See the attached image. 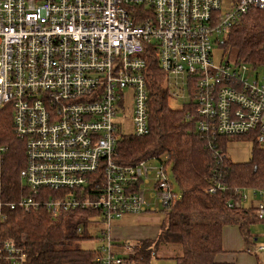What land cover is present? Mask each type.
Masks as SVG:
<instances>
[{"label": "built area", "instance_id": "obj_1", "mask_svg": "<svg viewBox=\"0 0 264 264\" xmlns=\"http://www.w3.org/2000/svg\"><path fill=\"white\" fill-rule=\"evenodd\" d=\"M263 8L264 0H0V107L11 106L27 157L20 174L27 194L0 200V220L18 208L45 206L54 215L95 208L100 264H124L133 246L114 243L113 222L166 214L181 196L164 159L117 161L120 138L150 131L147 52L155 49L169 82L187 80L203 132L255 136L264 148V78L247 76L257 67L244 62L217 63L213 53L238 19ZM248 189L224 180L210 191L228 193L230 207L252 193L264 220V187ZM248 250L264 254V243ZM27 258L13 240L0 239V264Z\"/></svg>", "mask_w": 264, "mask_h": 264}, {"label": "trees", "instance_id": "obj_2", "mask_svg": "<svg viewBox=\"0 0 264 264\" xmlns=\"http://www.w3.org/2000/svg\"><path fill=\"white\" fill-rule=\"evenodd\" d=\"M217 44L224 54L235 53L236 61L264 68V8L251 9L243 15ZM147 57L150 131L143 136L129 134L120 138L117 161L130 165L155 157L164 159L170 165L181 196L166 212L158 237L132 242L113 236V241L117 245L133 246L122 256L124 264H150L159 256L162 239L179 244L180 252L171 256L177 264H229L217 260L223 250V227L238 225L246 239L252 225L264 220L258 218L253 202L246 205L243 201L238 207H230L228 193L211 192L210 188L224 180L240 189L263 188L264 148L257 139L249 161H232L227 153V142L232 135L214 137L203 132L193 100L172 107L155 49H149ZM220 149L228 157H220ZM26 161V142L15 132L11 106H1V201H17L27 194L20 175ZM97 215L99 211L92 207L61 210L57 215L45 206L31 211L9 210L6 219L0 220V239L13 240L26 251L28 258L24 264H100V247L80 245L83 240L101 237L89 230ZM253 255L258 264H263L256 252Z\"/></svg>", "mask_w": 264, "mask_h": 264}, {"label": "rangeland", "instance_id": "obj_3", "mask_svg": "<svg viewBox=\"0 0 264 264\" xmlns=\"http://www.w3.org/2000/svg\"><path fill=\"white\" fill-rule=\"evenodd\" d=\"M224 37L223 35L220 36ZM214 60L215 62L227 61L231 64L236 62L235 53H231L230 55L224 54V49L221 48L218 44L214 46ZM252 66V65H251ZM257 73L260 74V78H264V68L263 66H258L257 69L254 70V75L251 76V72H247V76L256 77ZM163 86L167 88L169 98H170V105L172 107L181 106L183 102L190 101V91L188 89L187 80L179 75L178 79L175 77L170 78V82L168 81L167 77L164 78ZM184 87V90L183 88ZM180 88V89H179ZM179 91L178 96H173V92ZM131 99V98H129ZM131 105V102L128 103ZM124 115V113H120L119 115ZM126 131H132V125L128 121H126V126L124 128ZM256 137L255 136H248V135H240V136H231L227 142V153L230 159L234 162H245L249 161L253 157V152L256 148ZM261 146V144H260ZM153 165H159L160 162L158 159H152ZM151 182H154V175H150ZM152 185V184H151ZM148 185V189H152V186ZM257 198L254 197L252 193H248V199L245 202L246 205H251V202L255 204ZM98 227V229H97ZM103 227V223H93L90 227V232L95 235V233L101 234L100 228ZM258 231L259 233H263L261 226L255 227L254 232ZM260 233V234H261ZM158 237V235L156 236ZM155 237V238H156ZM159 240V239H158ZM258 243H264V235H261ZM103 242L98 238H92L88 240H83L80 242V245L83 248H97L98 246L102 245ZM180 252V246L177 243L167 242L165 239L160 241V247L158 250V257L153 259L150 264H177L176 260L171 258V256L175 255L176 253Z\"/></svg>", "mask_w": 264, "mask_h": 264}, {"label": "crops", "instance_id": "obj_4", "mask_svg": "<svg viewBox=\"0 0 264 264\" xmlns=\"http://www.w3.org/2000/svg\"><path fill=\"white\" fill-rule=\"evenodd\" d=\"M165 214L160 212L125 214L115 220L112 224V236L121 241H136L144 238H155L161 229ZM261 226L264 230V223H255L251 227L250 237L244 238L238 225H225L222 229L223 250L217 256V260L229 264H258L254 251H249L250 244L258 242L263 233L254 232V228ZM260 261L264 264V254L257 253ZM262 264V263H261Z\"/></svg>", "mask_w": 264, "mask_h": 264}]
</instances>
